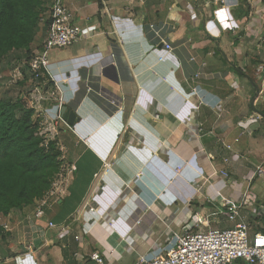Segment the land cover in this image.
Listing matches in <instances>:
<instances>
[{
    "label": "crops",
    "instance_id": "obj_1",
    "mask_svg": "<svg viewBox=\"0 0 264 264\" xmlns=\"http://www.w3.org/2000/svg\"><path fill=\"white\" fill-rule=\"evenodd\" d=\"M65 3L85 37L52 50L47 71L75 112L71 127L61 124L53 139L74 169L44 217L34 216L35 202L12 212L25 223L30 214L38 231L26 235L33 249H5L0 261L94 264L91 254L109 248L120 264H135L170 241L168 230L184 231L190 213L224 211L246 191L250 232H264V175L253 178L264 168V0ZM47 32L43 27L34 51ZM31 76L24 71L18 83L33 90ZM46 107L57 113L54 104ZM35 115L43 124V114ZM141 206L165 214L170 228L150 239L153 226L134 232L131 219ZM50 220L76 226L59 234ZM131 230L136 247L114 237Z\"/></svg>",
    "mask_w": 264,
    "mask_h": 264
},
{
    "label": "built area",
    "instance_id": "obj_2",
    "mask_svg": "<svg viewBox=\"0 0 264 264\" xmlns=\"http://www.w3.org/2000/svg\"><path fill=\"white\" fill-rule=\"evenodd\" d=\"M49 13L50 23L44 43L25 63L28 72L32 75L33 83L29 106L36 110L38 116L43 114V124L38 134L43 136L46 146L58 134L61 124L71 127L61 112L65 104L64 89L55 76L49 70L47 71L49 54L54 49L68 47L85 37L84 29L76 21L74 12L67 6L65 0H51ZM166 48L172 47L167 43ZM21 66H17L12 72V81H18L24 75V67L21 68ZM43 76L47 83L45 85L40 81ZM47 103L56 106L55 115L49 114ZM227 147L231 149V145ZM73 169L74 165L68 162L63 163L60 168L61 173H58L53 180L51 188L35 201L34 216L36 218L44 217L45 208L65 195L68 187L67 173L70 175ZM180 170L179 167L176 170L177 173ZM224 173L228 176L226 172ZM257 175H264L262 166L256 168L253 178ZM250 203L251 197L246 191L239 202H230L224 211L218 210L208 214L201 221V226L205 229L186 232L170 229L172 233L170 241L164 247L139 255L135 264H264V232L257 231L250 234L251 225L242 213L243 209L249 208ZM220 214H225L230 221L235 222V225L222 229L211 227L210 216ZM136 217L133 215L131 219L133 227L139 223ZM47 226L59 234L71 230L69 224H56L51 220ZM167 228H170V225H167ZM76 239L80 240L81 236L76 235ZM91 258L95 264H108L98 251L93 252Z\"/></svg>",
    "mask_w": 264,
    "mask_h": 264
},
{
    "label": "trees",
    "instance_id": "obj_3",
    "mask_svg": "<svg viewBox=\"0 0 264 264\" xmlns=\"http://www.w3.org/2000/svg\"><path fill=\"white\" fill-rule=\"evenodd\" d=\"M47 2L0 0V61L8 60L12 52L23 51L32 57L38 34L50 23ZM35 113L22 96L0 99V215L42 197L62 164L57 142L50 140L46 146L38 134L42 124ZM6 240L7 234L0 226V243Z\"/></svg>",
    "mask_w": 264,
    "mask_h": 264
},
{
    "label": "rangeland",
    "instance_id": "obj_4",
    "mask_svg": "<svg viewBox=\"0 0 264 264\" xmlns=\"http://www.w3.org/2000/svg\"><path fill=\"white\" fill-rule=\"evenodd\" d=\"M50 3V0L49 2ZM49 11H50V6H49ZM49 15V12H48ZM35 45L32 46L35 47L37 46L36 44L38 43V41H35ZM33 53H34V48H33ZM32 53V54H33ZM30 56V55H29ZM29 56L25 55L23 51L21 52H12V54L10 55V58L8 60L5 61H0V99L5 97V96H11V97H18V96H22L24 98V100L26 101V103H28V105H30V94L32 90H29L30 85L28 84H21L18 83V81H12L13 77H12V72L14 71V69L17 66H21L24 67L25 63L30 59ZM24 71L28 72L27 68H24ZM29 73V72H28ZM32 77V76H31ZM26 97V98H25ZM64 163V160H62V164L60 166V168L62 167ZM178 169V168H177ZM176 169V170H177ZM192 209H195V206L192 207ZM205 210H197L195 211L193 214L190 213V217L186 218L185 221V228L184 231L182 232H186V231H198L201 230L203 227L201 226V220L208 215H206L207 212H211L212 208H204ZM219 208H214V211H217ZM18 210V209H16ZM136 212L134 214H136V219L138 220L139 223L136 224V226H134L135 228H133L134 232H137V230H139V227H144L145 229H148L149 227H152V232H147L145 233L146 235H148L149 239L150 238H154L150 237L151 234L153 233H158L161 230L163 231L166 228L167 224H170L169 219L167 218V216L165 214H155V212H153L154 210L151 207H145V206H141L139 208V210L136 208ZM14 212V210L12 211ZM11 212V213H12ZM210 214V213H209ZM30 214H28L27 219H26V223L24 221V218L21 216L20 212L15 214L12 213L11 215H0V226L2 228H4L6 234H7V240L3 241L0 243V248L2 247L4 250L9 249V250H13L15 253H21L22 251H25L27 248V250H31L33 249V244L32 241H29L26 238V235H30V236H34L35 233L38 231L36 228V220L31 222L30 221ZM32 220L34 219L33 214L31 216ZM133 218V216H132ZM150 220V224H147L145 221ZM146 224V225H144ZM174 224V223H173ZM172 224V227H174V225ZM171 225V224H170ZM235 224H233V221H230L226 215H215V216H210V226L213 228H231L233 227ZM76 225L73 226L74 227ZM177 227V226H175ZM174 227V228H175ZM164 228V229H163ZM45 229V228H44ZM205 229V228H203ZM72 230H69V232L72 233ZM168 232L170 233L171 231L168 230ZM162 233V232H161ZM46 234V233H45ZM44 236H49L45 235ZM132 230L128 232V236L130 237L127 238V235H123L121 233H118L117 235H115L114 237L117 238V240H121L124 244H126L127 246H130V243L132 244V248L133 246L136 247L137 244H135L134 242V237H132ZM135 234V233H134ZM171 234V233H170ZM165 232H163V236L162 239L164 240L165 238H167L168 235ZM251 234V232H250ZM146 235H144V237H146ZM143 237V236H142ZM147 237V239H148ZM143 238H141V243ZM148 239V240H149ZM160 239V240H162ZM44 240V239H43ZM166 240V239H165ZM112 242H115V238L111 239ZM146 247H148L150 245L151 242H145ZM1 249L0 250V254L1 252H3L4 250ZM3 250V251H2ZM101 255L105 258L106 263L108 264H120V261H117V254H115V252L111 253L110 249L108 248L104 254L101 253ZM128 257V256H127ZM139 257V256H138ZM137 257V258H138ZM0 264H3V261H0ZM11 264H16L11 263ZM95 264V261H94Z\"/></svg>",
    "mask_w": 264,
    "mask_h": 264
},
{
    "label": "water",
    "instance_id": "obj_5",
    "mask_svg": "<svg viewBox=\"0 0 264 264\" xmlns=\"http://www.w3.org/2000/svg\"><path fill=\"white\" fill-rule=\"evenodd\" d=\"M61 112H62L64 119L67 120L69 123L73 124L75 122L76 116L71 106L64 105Z\"/></svg>",
    "mask_w": 264,
    "mask_h": 264
}]
</instances>
